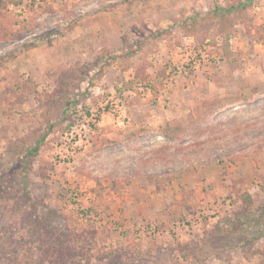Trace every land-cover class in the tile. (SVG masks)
<instances>
[{"label": "rangeland", "instance_id": "rangeland-1", "mask_svg": "<svg viewBox=\"0 0 264 264\" xmlns=\"http://www.w3.org/2000/svg\"><path fill=\"white\" fill-rule=\"evenodd\" d=\"M6 54L0 264H264V0H20Z\"/></svg>", "mask_w": 264, "mask_h": 264}, {"label": "trees", "instance_id": "trees-1", "mask_svg": "<svg viewBox=\"0 0 264 264\" xmlns=\"http://www.w3.org/2000/svg\"><path fill=\"white\" fill-rule=\"evenodd\" d=\"M19 1L20 0H17V2H16V0H0V11H1V8H5L6 7V5L7 4H13V3H17V4H19ZM72 26V25H71ZM71 26L69 25L68 26V29H71ZM70 27V28H69ZM9 35V34H8ZM35 46V44H34V42L32 41V42H29V43H26V44H24V46H23V49L24 50H30L32 47H34ZM10 56H11V54H6V55H4L3 57H0V61L2 60V59H7V58H10ZM240 100H242V101H246V100H248L247 98H241ZM43 138H40L39 139V143H40V141L42 140ZM39 143L38 144H36L35 146H34V148H32L31 150H29L28 152H27V154H28V156H30V154H34V153H36L37 152V150H38V146H39ZM247 195V194H246ZM250 206H252V203H251V201H248L247 202V204H246V207H245V209L242 211V212H240L239 214H237V217H238V215H247V213L249 212V207ZM227 221H229V220H227ZM238 221V220H237ZM241 223L242 222H240L239 223V226H241ZM229 224H230V230H233L234 228H235V223L233 222V221H229ZM253 238H256V237H253ZM250 240L249 239H247L246 238V240L244 241V244L246 243V244H249L250 242H249ZM61 245V244H60Z\"/></svg>", "mask_w": 264, "mask_h": 264}]
</instances>
